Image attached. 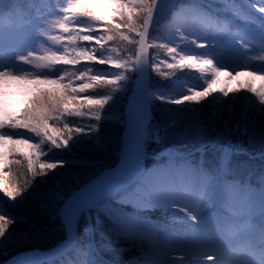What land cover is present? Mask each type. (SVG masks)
I'll use <instances>...</instances> for the list:
<instances>
[{
  "label": "trees",
  "instance_id": "trees-1",
  "mask_svg": "<svg viewBox=\"0 0 264 264\" xmlns=\"http://www.w3.org/2000/svg\"><path fill=\"white\" fill-rule=\"evenodd\" d=\"M65 1L4 0V24L0 25V33L22 22L29 23L53 5ZM225 1L228 4L235 2L243 6L255 21L250 23H264L260 15L247 8L242 0ZM256 1L264 3V0ZM87 2L82 4L97 15L114 17L120 10L126 13L136 11L130 8L121 9L119 0H103L94 8ZM74 11L78 13L80 9ZM223 16L209 6L207 0H176L163 20L153 29L148 40L150 53L147 98L150 119L143 144L146 155L144 170L130 188L83 211L74 228L73 247L61 257L42 264H133V261L140 257L139 245L120 235L118 226L102 210L105 204V210L113 218L135 216L145 219L149 226H158L160 234H153V239L146 238V243L150 244L155 240L160 243L170 241L169 233L178 230V226L174 229V222L168 219L171 215L167 216L168 218L163 217L164 209L159 207L147 209L144 213L137 212L135 206H139L166 183L180 184L188 180L195 182L198 178L190 175V170L206 173L221 190L220 195L209 206L212 215L218 216V211H221L223 217L220 218L229 221L239 212L243 219L254 221L258 225L257 231L259 230V195L261 190H264V104L260 103L255 92L248 90V83L232 88L228 96L212 87L207 95L198 97L196 101L183 99L186 95H197L207 88V82L213 79V65L202 64L200 61L215 58L217 51L214 48H199L191 43L184 48L178 34L174 36V26L183 23L189 40L204 42L203 39L219 34L220 30L225 29L224 24L220 22ZM76 20L86 26L91 24L86 17L68 14L65 22L69 29L77 27ZM240 20L233 19L230 24L235 33L237 30L233 28L237 24L238 29L242 26ZM109 22L114 23L115 20L92 23V27L95 29ZM72 34L78 33L73 31ZM245 34L257 38L251 43L254 42L253 47L260 52V36L248 29H245ZM67 35L63 31L60 34L61 37ZM139 39L135 33L124 30L123 34L118 33L112 41L105 43L104 51H100L98 46L95 50L98 55L119 58L121 63L139 61V56L134 55L140 53ZM174 39L176 43H173ZM173 46L178 49L177 53L173 54L175 59L168 53V48ZM58 47L61 54L66 51L75 55V52L87 46L82 40H60ZM181 48H184L188 55L196 57L197 62L184 61V67L169 68V64L179 62L178 53ZM205 53L209 55L206 56ZM254 60L257 62L253 65L255 68L264 63L259 59ZM190 63H194V66H188ZM56 67L64 65L58 62L51 67L54 74H58ZM86 67L94 69L95 73L89 74L113 78L120 75L122 79L113 85L97 83L82 94L93 98L110 97L103 107H95L83 117L65 114L59 121L50 120L49 128L63 130L65 123L73 128L77 125L90 128V125L95 123L96 131L73 133L66 147L55 148L47 138H43L44 142L41 143L42 138L36 137L27 129L8 127L13 122L10 117L18 119L25 109L33 107L34 99L41 93H59L60 85L51 83L34 86L26 96V107L22 112L10 114L9 118L3 120L5 128L0 130L5 135L12 133L13 138L0 145V161L4 165H13L9 174L10 187L27 189L20 192L14 200L0 190V215L15 221L5 237L0 239V263L20 252H52L63 245L67 238L66 226L61 216L64 202L92 177L113 168L120 159L121 136L126 125V107L138 78L139 65L133 66L129 62L126 68L117 69L82 61L75 67L68 66L67 70L75 72L77 68ZM250 83L257 90L264 89V81L251 79ZM172 100H180L181 103H172ZM69 107L75 105L69 104ZM95 115L100 116L99 121L94 120ZM20 136L31 138L28 145L40 144V151L30 147L23 148V144L16 140ZM66 138V135L61 137ZM25 156L39 157V162L35 164L38 175L33 176L24 161ZM57 161H62L63 166L40 172V164ZM228 186H236V191H222ZM86 228L89 231H85ZM242 237L245 238V235Z\"/></svg>",
  "mask_w": 264,
  "mask_h": 264
},
{
  "label": "snow or ice",
  "instance_id": "snow-or-ice-1",
  "mask_svg": "<svg viewBox=\"0 0 264 264\" xmlns=\"http://www.w3.org/2000/svg\"><path fill=\"white\" fill-rule=\"evenodd\" d=\"M121 9L130 8L135 9L134 13H126L125 11H117L114 17H108L105 15H97L88 9L87 6L82 4L80 0H70L67 7H63L61 11L65 14L64 20L67 21L68 14L79 15L86 17L91 21V24L86 26L76 20L77 27L75 29H69L67 23H60V28L64 33L68 35L65 37L55 36L51 37L52 40L60 41L66 40L69 42H75L76 40H82L87 46L80 51L75 52V55H70L66 51L64 54H52L50 56H43L40 59L47 61L43 66L45 68L53 67L58 62H62L64 67H56L58 74H48L50 72H43L37 74H29L27 71L20 72L14 75L11 68H13L17 62L24 64H31L33 56L36 50L29 49L24 54H16V57L9 64L0 62V78L12 77L14 79H28L34 83H51L59 84V93L44 92L33 101V107L27 108L23 111L21 116L10 119L13 121L8 127L27 129L34 133L36 137H41V143L44 142L43 138H47L50 144L55 148L66 147L69 140L72 138L73 133L81 134L88 130L96 131V124L92 123L90 128L81 127L79 125L74 128L70 124L65 123L63 130L56 128H49V121H59L67 114L68 116L83 117L93 111L95 107H103L110 97L93 98L92 96H83L82 94L86 89L95 86L97 83H103L108 85L117 84L122 77L120 75L102 76L95 73L93 68H77L75 72H69L68 66L75 67L83 62H94L95 64L107 65L110 68H126L129 62L133 66L147 65V61L143 57V50L145 48L146 38L149 37V27L155 28L162 19L161 8L157 3V0H119ZM3 4L4 0H0V25L3 23ZM255 9L256 12L264 14V3H252L249 5ZM74 9H80L78 13ZM231 12L234 17L244 19L247 22H255L247 13L243 6L230 3L226 9ZM60 13L55 8L50 15H56ZM59 16V15H57ZM264 16V15H262ZM115 17H119L116 19ZM46 21V17H41ZM105 20H115L114 23L109 22L102 24L99 27L93 29L92 23H97ZM224 24L225 30L219 34H213L212 37L231 36L235 38L236 43L241 47L247 48V46L255 39L240 33L239 30L233 33L229 25L232 23L227 17H223L220 21ZM262 31H264V24L259 25ZM174 36L178 34L180 42L184 43V48L189 43L195 44L199 48H214L216 44L213 41L216 39L208 40L204 42H198L196 40H189V37L185 31V25L183 23H177L175 26ZM43 25L36 23L35 32L38 37H43L44 31ZM124 30L129 33H135L140 39V53L134 54L139 56V61H125L120 62L119 58L112 59L110 56H101L97 54V46L99 50L105 49V43L112 41L116 34H123ZM75 31L77 35H73ZM103 33V34H101ZM111 33V35H108ZM124 39H128L127 36H123ZM261 41V47L259 51L264 53V35L258 38ZM176 43V40H173ZM181 48L180 51H184ZM93 49V50H89ZM177 47H169L168 53L170 55L176 54ZM204 55H209L205 53ZM175 59V55H173ZM264 62V55L254 57ZM184 61L197 62V58L191 55L180 56V60L176 64H169V68L184 67ZM202 64L212 65V59H204L200 61ZM260 67L254 68L253 71L248 72V75L260 74L264 79V63L260 64ZM37 64L36 67H40ZM156 68V65H152ZM188 66H194V63H190ZM226 67L221 64L220 68ZM220 68L213 69V79L207 82V88L204 91L199 92L197 95H186L184 100L196 101L198 97L207 95L211 89L212 84L215 83V75L220 71ZM241 72H236V76H240ZM67 81V82H65ZM76 81L81 83L77 84ZM246 87L249 91L255 92L259 97L260 103L264 104V89L257 90L249 82ZM224 96H228L231 89L221 90ZM164 99L163 97H159ZM172 103L180 104V100H172ZM69 104L75 105V107H69ZM63 105V107H62ZM95 121L100 120L99 115L94 116ZM5 124L0 121V129H4ZM22 135V134H17ZM66 135V139H61ZM13 134H0V139H12ZM28 139H21L19 143H28ZM30 148L40 151V144H29ZM15 155V153L13 154ZM24 161L27 162L29 170L33 176L38 175L35 164L39 162V157L25 156ZM58 166H63L62 161L56 163L40 164V172L44 173L48 169L55 170ZM13 165H4L0 161V190H3L5 194L12 200L16 199V196L25 191L27 188H15L10 187V172ZM190 175L196 176L198 179L193 182L188 180L180 184H169L167 186L158 188L154 194L145 199L140 206L144 208H162L170 211L173 219L174 230L169 233L171 240L165 243H160L158 240L147 244L146 238L153 239V234L159 235L160 229L158 226H149L145 219H141L135 216H122L113 218L105 209L106 204L103 205L102 210L119 228L120 235L126 239L134 241L140 248V257L133 261V264H264V190H261L259 195V215L261 218L260 227L258 232L251 231V226H245L243 228L230 223L227 219H222L219 216H214L209 211V206L214 202L221 190L217 188L213 179L206 173H201L199 170H190ZM7 178V179H6ZM116 188V184L112 183L108 177L104 182L87 191H84L77 198L78 201L84 203H92L98 197L107 194ZM222 191L234 192L236 186H228ZM15 221L11 218L0 215V239H3ZM85 231H89L88 228ZM238 233L245 235L244 241L236 246L233 244V239ZM181 253L183 258H173L172 253Z\"/></svg>",
  "mask_w": 264,
  "mask_h": 264
},
{
  "label": "rangeland",
  "instance_id": "rangeland-1",
  "mask_svg": "<svg viewBox=\"0 0 264 264\" xmlns=\"http://www.w3.org/2000/svg\"><path fill=\"white\" fill-rule=\"evenodd\" d=\"M102 1L103 0H80L81 3L83 2L84 3L87 2V4L90 3L92 8L98 7ZM68 2H70V0H66L65 2H62L60 4L53 5L48 9V11L43 12L42 14H39L36 17H34V19L30 20L29 23L28 21L22 22V24H19L14 27L11 26L9 30L5 31L4 33H0V62L4 64L11 63L13 59L16 57L17 53L24 54L30 48L36 50L31 64H24L17 60L15 66L10 69V71H12L14 75L19 74L20 72L23 71H27L29 74L50 72L48 74L54 75V73L51 71V67L45 68L43 66L45 63L48 62L43 61L40 58L43 56H50L52 54H57V55L61 54L58 47V41L52 40L51 37L60 36L62 32V29L60 28V23H65L64 20L65 14L61 11V9L63 7H67ZM175 2L176 0L168 9H170L175 4ZM242 2L247 8L253 11L256 15H260V18L264 20V16H262L264 14L256 12L255 9L249 6L252 3L258 4L262 2H257L256 0L253 1L242 0ZM207 4L217 12L222 13L224 15L223 17H227L231 21L233 19L234 20L239 19L234 17L231 12H228L226 10L229 4L225 0H207ZM54 8L56 11H59L60 13H55L56 15H50V13L53 11ZM3 9H4V4H3ZM41 17H46L47 18L46 21L42 20ZM240 21H242V23L240 24L242 25L240 28L242 30L237 28L238 24L233 29L237 31L240 30L241 31L240 33H245V29H248L252 31L254 34L255 33L258 34V36L264 35V31H262V29L259 26L261 24H264L262 21L258 23H250V22L244 23L246 21L244 19H241ZM36 23H40L43 25V29H42L44 31L43 37L37 36L35 32ZM224 30H220L221 33ZM232 32L235 33V31ZM207 39L208 40L216 39V41L213 42L216 44L214 49L217 51V56L212 59L213 66L211 67L213 69L220 68L221 64L226 66L220 68V71L215 75V83L212 84V87L215 88L217 91L222 92L221 91L222 89H232L240 85H245L246 83H249L251 79L252 81L254 80L264 81V79L261 78L260 74H256V75L247 74L248 72L253 71V69L255 68L253 67V65H256L257 62L254 60V57L255 56L258 57L262 55L261 52H258L257 49L253 47V44H255L254 42L250 43L247 46V48H243L238 43H236L235 38H232L231 36H223L216 38H213L212 36H208ZM203 40L205 41V39ZM186 55L188 54L184 51L178 53L179 59L180 56H186ZM37 64H40L41 66L36 67ZM236 72H241L242 74L240 76H236ZM42 84L44 83H34L28 79H14L12 77L0 78V121L3 122V120L9 118L10 114H16V113L20 114L22 112V109L26 107V96L28 92L34 86H38ZM0 134H3L2 130H0ZM146 135H147V125L145 127V134L140 140V143L138 144L136 151L132 157L131 172L134 179L131 182L128 179L127 182H125V184L122 185V187L126 186V188L122 191H119L122 188L120 187L117 190L118 192L116 191L117 194L115 196L121 194L122 192L130 188V186L134 183L135 179L141 176L142 174L141 172L144 170V166L146 163V155L144 153V146H143ZM21 139H25V138L21 136L16 138V140H21ZM10 140L11 139H6V140L0 139V145L4 143H8ZM27 147H29L28 143H23V148H27ZM105 171L107 170L102 171V173ZM102 173H98L96 176L92 177V179L98 177ZM113 180L114 178H112V181ZM166 184H164V186H166ZM102 196L105 197L106 194ZM115 196L105 199L103 200V202L110 200ZM218 203L219 201H217V204ZM141 204L142 202L140 203V205ZM140 205L135 206V210L137 212L144 213L145 211H147V209H150V208H144ZM64 212H65V208L63 206L62 214H61L62 216L64 215ZM72 214L73 212L71 211L70 215ZM163 214H164L163 217L166 218H168L167 216L171 215L170 211H167L165 209L163 210ZM218 216L223 217L221 211L220 212L218 211ZM168 219L173 221L172 216ZM229 222L241 228L245 226H251V231L258 232L257 231L258 225L255 224V222L252 220L243 219L239 212H236V215L232 216ZM242 235L243 233H238L235 236V238L233 239L234 245L239 246L244 241L245 238L242 237ZM63 245H65V243ZM54 251L47 253L52 254ZM21 253L23 252H20L19 254L15 255L12 259L19 256ZM172 256L173 258H183L182 254L177 252H173ZM42 263L43 262H38V260L22 261L19 259L11 262V264H42Z\"/></svg>",
  "mask_w": 264,
  "mask_h": 264
},
{
  "label": "bare ground",
  "instance_id": "bare-ground-1",
  "mask_svg": "<svg viewBox=\"0 0 264 264\" xmlns=\"http://www.w3.org/2000/svg\"><path fill=\"white\" fill-rule=\"evenodd\" d=\"M174 1L175 0H158L157 3L160 5V8H162L163 5V9L165 10L168 9L174 3ZM146 81L147 78H145L143 82L144 88L146 87ZM135 98L136 94L132 96L129 103V107H131L132 113L129 120V128L123 139V154L120 163L116 167H114L109 174L97 178L87 189L81 191L76 195L75 203L70 207L67 212L68 221H70L73 217V214L70 215V212H74L75 207L82 203V201H78L77 199L82 192L101 185L104 182V178L108 177L110 180L114 178L112 183L116 184V188L106 194L109 195L115 193L120 187H122L123 184H125V182H127L128 179H130V176L132 175V157L136 151L138 144L140 143V140L145 134V127L148 123L149 117V108L145 95L144 98L138 104ZM57 250H55L54 252H57ZM49 254L50 253L47 254L45 252L32 250L21 253L19 256L3 264H11L12 261H16L18 259L22 261H36L42 259L43 257Z\"/></svg>",
  "mask_w": 264,
  "mask_h": 264
},
{
  "label": "water",
  "instance_id": "water-1",
  "mask_svg": "<svg viewBox=\"0 0 264 264\" xmlns=\"http://www.w3.org/2000/svg\"><path fill=\"white\" fill-rule=\"evenodd\" d=\"M167 11H165L163 9V5H162V8H161V16H162V19L160 20V22L163 20V18L165 17ZM157 26V25H156ZM155 26V27H156ZM153 27L150 26L149 27V33L151 35L152 31H153ZM149 35V37H150ZM149 37L146 38V41H145V48L143 50V55H145V60L147 61L148 63V56H149V45H148V40H149ZM146 67L147 65H140V75H139V78L137 80V83H136V88H135V92L137 94L136 96V102L137 104L140 103V101L143 99V95L145 93V89L143 87V84H142V81L144 80L145 76H146ZM131 113H132V109L131 107H127L126 109V125L122 131V136H121V150H120V159L118 161V163L116 164V166L120 163L121 159H122V154H123V139H124V136L129 128V120H130V116H131ZM115 166V167H116ZM113 169V168H112ZM112 169L110 170H107L105 172H103L101 175H99L98 177L92 179L91 181H89L88 183L84 184L83 186H81L78 190H76L72 195H70L68 197V199L65 201L64 203V208H65V212H64V215H63V222L66 226V231H67V238H66V242H65V245H63L62 247L58 248L57 252H54L53 254L51 255H46L45 257H43L42 259L38 260V262H44V261H48V260H52L54 258H58L64 254H66L70 248L72 247L73 245V228L75 226V221L77 220V218L79 217V215L87 210L89 207L105 200V199H108L110 197H113L117 194V192L115 193H112V194H109V195H106L105 197L104 196H100L98 197L94 202L92 203H84L82 202L81 204L77 205L74 209V212H73V217L70 221L67 220V217H66V214L68 212V210L70 209V207L75 203V197L78 193H80L81 191L87 189L94 180H96L97 178L99 177H102L104 175H107L109 174ZM133 176L131 175L130 176V179L129 181H133ZM126 188V186L122 187L119 191H122Z\"/></svg>",
  "mask_w": 264,
  "mask_h": 264
}]
</instances>
